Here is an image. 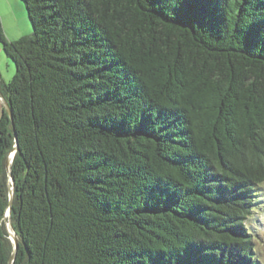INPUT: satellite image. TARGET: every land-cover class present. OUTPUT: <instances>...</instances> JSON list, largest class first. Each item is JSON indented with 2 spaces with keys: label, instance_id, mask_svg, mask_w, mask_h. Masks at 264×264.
I'll list each match as a JSON object with an SVG mask.
<instances>
[{
  "label": "trees",
  "instance_id": "obj_1",
  "mask_svg": "<svg viewBox=\"0 0 264 264\" xmlns=\"http://www.w3.org/2000/svg\"><path fill=\"white\" fill-rule=\"evenodd\" d=\"M23 1L0 264H261L264 0Z\"/></svg>",
  "mask_w": 264,
  "mask_h": 264
},
{
  "label": "rangeland",
  "instance_id": "obj_2",
  "mask_svg": "<svg viewBox=\"0 0 264 264\" xmlns=\"http://www.w3.org/2000/svg\"><path fill=\"white\" fill-rule=\"evenodd\" d=\"M0 22L7 40L18 39L29 35L33 31L23 0H0ZM15 71L16 65L14 61L6 55L0 42V84L8 82L14 76ZM4 107L3 100L0 97V117ZM259 189V209L249 220V225L254 230L257 240L255 252L258 254L261 264H264V183ZM7 225L9 231L11 233L14 232L12 226L9 223Z\"/></svg>",
  "mask_w": 264,
  "mask_h": 264
},
{
  "label": "water",
  "instance_id": "obj_3",
  "mask_svg": "<svg viewBox=\"0 0 264 264\" xmlns=\"http://www.w3.org/2000/svg\"><path fill=\"white\" fill-rule=\"evenodd\" d=\"M1 95H2V92L0 90V97L2 98L4 106H5L4 109L8 112L9 116L12 118V111H11L9 102ZM16 150H17V145L15 146V148H13L9 152V154L7 156V169H8V175H9V178H10L12 186L10 187V194H9L10 195V202H9V206H8V209H7V212H6V216L8 217V223L11 226H12L11 209H12L13 196H14V186H13L14 185V178H13V175H12V172H11V169H10V164L13 161V158H14ZM10 238L14 242V250L12 252L9 264H13L14 259L16 257V252H17V249H18V245H19V239H18V235H17V233L15 231L12 232V233L10 232Z\"/></svg>",
  "mask_w": 264,
  "mask_h": 264
},
{
  "label": "crops",
  "instance_id": "obj_4",
  "mask_svg": "<svg viewBox=\"0 0 264 264\" xmlns=\"http://www.w3.org/2000/svg\"><path fill=\"white\" fill-rule=\"evenodd\" d=\"M3 111V110H2Z\"/></svg>",
  "mask_w": 264,
  "mask_h": 264
}]
</instances>
